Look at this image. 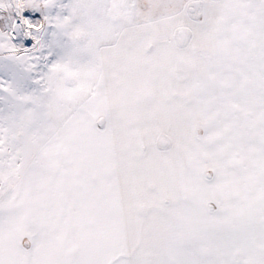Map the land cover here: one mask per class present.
Returning <instances> with one entry per match:
<instances>
[{
	"label": "snow or ice",
	"instance_id": "1",
	"mask_svg": "<svg viewBox=\"0 0 264 264\" xmlns=\"http://www.w3.org/2000/svg\"><path fill=\"white\" fill-rule=\"evenodd\" d=\"M0 264H264V0H0Z\"/></svg>",
	"mask_w": 264,
	"mask_h": 264
}]
</instances>
